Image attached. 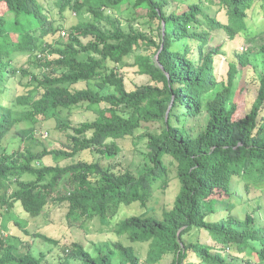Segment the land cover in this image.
<instances>
[{"label":"trees","instance_id":"16d2710c","mask_svg":"<svg viewBox=\"0 0 264 264\" xmlns=\"http://www.w3.org/2000/svg\"><path fill=\"white\" fill-rule=\"evenodd\" d=\"M43 1L0 0V212L17 210L33 221L47 206L65 208L61 239L93 217H116L122 205L145 208L114 222L110 249L70 241L64 256L44 264H114L115 255L117 264H264V221L233 211L237 203L249 204L252 190L264 193V75L250 109L239 106L234 95L238 75L252 67L248 54L229 61L223 76L216 63L222 42L212 43L218 32L228 40L253 37L249 15L264 0H209L217 5L214 14L203 0ZM129 3L135 13L144 11L136 16L158 22L157 41L132 24L126 31L106 12ZM53 9L91 17L72 25L62 40L63 22L51 16ZM144 48L153 53L138 54L134 63L151 81L127 88L119 65ZM16 53L31 57L26 67L13 63ZM85 111L94 117L72 121ZM201 116L202 129L187 125ZM48 121L66 140L34 153L35 135ZM140 128L147 162L138 174L100 162L116 157L122 151L118 140H134ZM17 136L21 145L10 152ZM46 156L71 162L41 164ZM165 157L176 163L179 189L157 218L147 215L146 205L156 184L168 186ZM221 206L225 213L211 219ZM22 232L30 236L25 226ZM123 236L132 244L121 242ZM134 243L147 244L144 259ZM15 248L0 236V264H42L44 254Z\"/></svg>","mask_w":264,"mask_h":264},{"label":"rangeland","instance_id":"374dc122","mask_svg":"<svg viewBox=\"0 0 264 264\" xmlns=\"http://www.w3.org/2000/svg\"><path fill=\"white\" fill-rule=\"evenodd\" d=\"M182 1L184 5H186V3L194 0ZM43 3L47 6L52 4L53 0H44ZM203 5L205 10L211 14H214L217 9V5L215 3H210L209 0H203ZM131 6L132 5L129 3L128 5L126 4L121 6V10H107L106 12L110 14L112 18L119 19L122 27L126 31L128 30V26L132 24L135 29L144 32L148 37L157 41L159 35L158 22L155 20L148 21L147 17L136 16V14L144 13V11L137 10L135 13ZM53 7L54 5L52 8ZM57 11V9H53L51 11V16H53L54 19L59 20V22H63L60 26L63 28L62 32L64 34H66L65 32L72 25L91 17L90 14L84 12L80 15H76L69 10L64 11L62 14H59ZM221 15L222 14H220V17ZM249 16L251 18L249 17L248 23L250 25L253 23L254 25V29L252 31H254L255 34L253 37L246 40L244 38L245 36H236L234 39L228 40L224 33L218 32L212 42L214 45H218L222 42L219 53H222L223 55H221L220 59L216 61L217 69L220 75L222 74L225 76L229 66V61L234 62L238 60V55L241 54V52L248 54L252 67L251 69L245 71L240 77L238 75L239 80L237 82V90L234 95V100L239 106L246 105V110L250 109L251 103L257 94L259 79L264 75V5L260 7L259 3H256L252 14ZM102 25L105 26L104 23H102ZM66 38L67 34L62 37V40H65ZM48 39L54 41L58 39V37L57 35L49 36ZM83 41L86 42L87 39H83ZM151 53H153V49L144 48L143 50H138L124 58L123 62L119 65L123 75L125 76L127 88H132L135 84H145L151 81L147 75L139 74L137 72L138 67L134 63L135 57L138 54L148 55ZM218 57L219 56H215V59ZM29 58L31 57L16 53V55L13 56V63H23V66L26 67L27 64L25 61ZM26 81L27 78H24L21 85H25ZM21 85L16 86L19 94L25 93L27 89ZM10 89V93L14 91L12 87H10ZM93 117L94 115L92 112L85 111L84 113L71 117V119L73 122H80L92 119ZM203 121L204 118L201 116L200 118L191 121L189 120L187 125L189 127L192 126L195 131H198L202 129ZM23 125L24 123L19 124V126L25 127V125ZM52 127V121L45 122L42 125L40 132L35 135L39 144L31 148L32 152L39 153L43 150L44 146L47 148L60 147L62 142L66 140L62 133L51 130ZM142 131V128L136 130L135 136L137 137L134 140L130 138L118 140L122 147V151L116 157L102 158L100 162L103 165L119 163L121 165L117 166L118 169L121 170L128 167L134 173L138 174L147 162L145 155L146 150L143 145L145 140H143L144 138L142 137H138V135L142 134ZM20 145V136L14 137L13 143L9 148L10 152L17 150ZM164 160L169 165V173L167 177L169 180L168 186L163 189L156 184L153 190V195L146 205L148 210L147 215H152L157 218H162L163 211L171 208L176 192L179 189V182L176 178L175 161L170 157H165ZM70 162L71 159L60 158L59 160L53 159L51 156H46L41 160V164L47 165H53L55 163L64 165ZM247 196L249 198V204L237 203V206L233 210L234 213L237 217L242 218L246 212H251L256 217L257 221H264V193L252 190ZM222 208L224 207L221 206L219 211L216 212L211 219H219L225 213L221 210ZM144 210L145 208L140 206L138 203L122 205L117 209L116 217L110 220L93 217L92 219L87 220L81 228H69L61 239L60 231L63 229L62 225L64 224L63 215L65 213V208L56 206L50 210V207L47 206L41 216L33 221L27 218L26 214L18 213L17 210H15L13 214L8 215L0 212V236L7 243L13 244L16 247V252L23 253L29 249L34 255H45L41 261L42 264L45 262H56L58 258L64 256L63 248L66 247L70 241L81 242L87 249H92L93 245L101 246L106 250L110 249L111 242L115 241L114 233L112 232L114 222L118 219H124L129 216L140 215ZM16 219L21 222L17 221V224H15L14 221ZM43 222L44 224L42 225ZM22 226L26 227L30 236H24ZM40 235H45L57 240L60 239V244L55 245L50 242L48 244V242L41 238ZM12 236L15 238H12ZM20 237H24V241L27 242L28 245L23 244ZM202 239H204V241H208L205 236H203ZM119 240L124 244H132L125 236L120 237ZM133 245L140 257L144 259L146 256L147 244L134 243ZM228 258L232 260L229 256ZM71 264H80V262L72 260ZM114 264H117L116 255L114 256Z\"/></svg>","mask_w":264,"mask_h":264}]
</instances>
